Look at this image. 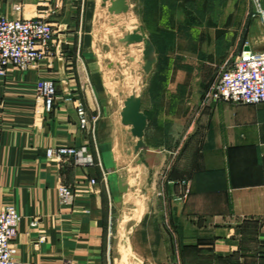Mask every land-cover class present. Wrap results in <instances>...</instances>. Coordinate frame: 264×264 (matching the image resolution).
<instances>
[{
    "label": "crops",
    "instance_id": "obj_1",
    "mask_svg": "<svg viewBox=\"0 0 264 264\" xmlns=\"http://www.w3.org/2000/svg\"><path fill=\"white\" fill-rule=\"evenodd\" d=\"M73 1L61 2L76 19L63 18L52 55L0 77V207L14 204L21 213L15 259L129 263L113 253L112 231L114 209L131 200L122 220L133 222L130 264H218L220 251L235 264H264V102L205 101L246 44L264 50V21L254 15L264 0H128V17L158 60L143 92L147 127L139 150L132 125L122 122L127 96L97 62V21L108 11L102 0H83L82 11ZM42 2L7 0V16H38ZM27 7L34 14L22 15ZM107 15L119 27L125 19ZM79 17L82 31L71 22ZM44 78L57 84L50 112L36 89ZM69 145H86L95 164L53 154ZM62 184L73 189L68 202Z\"/></svg>",
    "mask_w": 264,
    "mask_h": 264
},
{
    "label": "built area",
    "instance_id": "obj_2",
    "mask_svg": "<svg viewBox=\"0 0 264 264\" xmlns=\"http://www.w3.org/2000/svg\"><path fill=\"white\" fill-rule=\"evenodd\" d=\"M257 3L258 0H255ZM256 12L264 21V11L257 3ZM56 43L55 25L43 16L8 17L0 15V77L11 67L27 70L52 55ZM246 46H249L246 44ZM36 89L44 98L47 111H52L57 99V84L53 79H40ZM224 100L236 104L264 102V50L243 48L226 62L209 85L205 101ZM81 123L86 125L85 111L79 107ZM53 154L73 157L83 165H94L95 159L86 145L60 146ZM95 183V180L92 179ZM189 192V189L186 191ZM59 195L64 202L73 199V189L62 184ZM21 213L14 204L0 207V264H19L14 257L13 240Z\"/></svg>",
    "mask_w": 264,
    "mask_h": 264
},
{
    "label": "rangeland",
    "instance_id": "obj_3",
    "mask_svg": "<svg viewBox=\"0 0 264 264\" xmlns=\"http://www.w3.org/2000/svg\"><path fill=\"white\" fill-rule=\"evenodd\" d=\"M41 2L45 3V5L43 4L41 5L40 9L42 10L39 11V16L45 17L47 20H49L55 25L56 38H57L60 32L61 33L64 32L63 31L64 28L61 27L62 23H64L63 18L67 17V19L72 20L71 18L76 19V16L75 17L73 15L70 16L71 12H67V14L63 12L62 7L64 5H62L63 3L61 4L63 0H41ZM73 2H74L73 5H76L79 11L83 10V5H84L83 0H74ZM57 3L60 4L58 7H56ZM17 9L19 10L18 7H16V11ZM26 12H24L23 10L21 14L26 16L32 15L34 14L35 10L32 11L31 7H27ZM105 13L106 14L100 12V19L97 21L98 25L102 26L101 27L102 30L98 31L100 34H97L98 36L97 42L94 44L97 53L98 54L102 53L101 54L102 60L101 61L97 60V62L99 63L102 62L104 69L108 68L111 72H113V76L116 77V81H117L114 82L115 87L123 89L122 95L129 97L132 94L134 88H136L137 93H141V91L144 92L145 86L148 82V76L157 65L156 62L153 65V68L150 72H148L145 69L147 65V60L145 59L144 52L146 49L145 45L147 43V39H145L142 42H137L133 44H126L124 42H121L120 39L123 38L126 33L131 32V27L130 25H128L126 17H124L125 18L124 22L121 23V26L119 27L116 25V21L113 19V17L107 15V13L109 12H105ZM0 15L7 16V0H0ZM71 22L75 24L73 25L75 27L74 28L75 30H79V31L83 30L81 19L79 21H71ZM130 23L132 22L130 21ZM68 28L69 27L66 28V31L68 30ZM101 42H103V44H101ZM107 51L108 52L110 51L111 53L105 58L104 55L107 53ZM109 83L110 82H108V84ZM112 85L113 84H109L110 87H112ZM132 207H133V203L131 202V200H129L124 205L120 204L117 206V208L114 209L112 249H113V253L116 256H120L121 254H124V256L128 255V257H130L131 260L134 261V258L131 257L132 253L129 249L130 234L128 232L133 222L127 223L125 221L124 222L122 221L126 219L127 217L126 215L130 216V214L129 213L127 214L126 212L132 211L131 209ZM121 245L124 246H122L121 248L120 247ZM215 258H218L219 260L218 264H235L234 262L231 261L230 258H228V256L224 255L222 251H220V255L217 257L215 256ZM131 260L129 261L131 262ZM130 262L126 264H130Z\"/></svg>",
    "mask_w": 264,
    "mask_h": 264
},
{
    "label": "water",
    "instance_id": "obj_4",
    "mask_svg": "<svg viewBox=\"0 0 264 264\" xmlns=\"http://www.w3.org/2000/svg\"><path fill=\"white\" fill-rule=\"evenodd\" d=\"M108 2H110V5H107ZM101 6L102 8L107 9L111 15H125L127 23L131 27V32L126 33L124 37L120 39L121 42L133 44L147 39V43L145 45L146 49L144 52L145 59L147 60L145 69L150 72L153 65L157 62L156 48L155 45L141 32L139 24L130 23V19L128 17V0H102ZM248 48L249 46H246V49ZM142 98L143 92L141 91V93H137L136 88H134L132 94L124 101V107L121 111L122 122L126 125H132V133L139 139L136 146L137 150L145 147L144 135L147 127V115L141 109ZM120 190L123 192L128 190V184L123 179L120 180Z\"/></svg>",
    "mask_w": 264,
    "mask_h": 264
}]
</instances>
